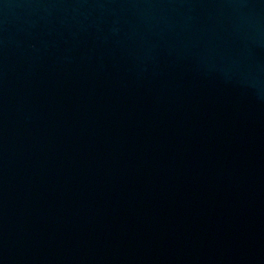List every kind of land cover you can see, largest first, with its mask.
Here are the masks:
<instances>
[{"label":"water","instance_id":"1","mask_svg":"<svg viewBox=\"0 0 264 264\" xmlns=\"http://www.w3.org/2000/svg\"><path fill=\"white\" fill-rule=\"evenodd\" d=\"M0 264H264V0H0Z\"/></svg>","mask_w":264,"mask_h":264}]
</instances>
